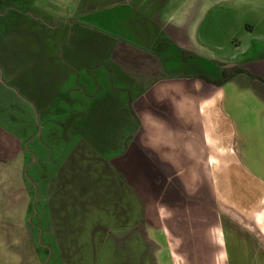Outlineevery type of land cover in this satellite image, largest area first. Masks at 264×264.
<instances>
[{"label":"crops","instance_id":"crops-1","mask_svg":"<svg viewBox=\"0 0 264 264\" xmlns=\"http://www.w3.org/2000/svg\"><path fill=\"white\" fill-rule=\"evenodd\" d=\"M5 12L0 264H264V0Z\"/></svg>","mask_w":264,"mask_h":264},{"label":"rangeland","instance_id":"rangeland-1","mask_svg":"<svg viewBox=\"0 0 264 264\" xmlns=\"http://www.w3.org/2000/svg\"><path fill=\"white\" fill-rule=\"evenodd\" d=\"M79 0H0V45L3 44L5 41L9 43L14 42H21V39H16L15 35H9L8 31H6L7 28H10L12 26V23H14V18L10 15V13H6V10H9L11 12L16 11H23L30 17H36L42 22V19L45 20L46 23L54 24L56 25L58 21L60 22V30L61 33L59 37L61 39L68 38L71 34L68 31V24H70L73 19L71 20V17L73 16V10L77 7ZM14 3L15 6H12ZM12 8H10V6ZM12 17V19H11ZM23 27V26H22ZM69 34V35H68ZM30 43V39L28 41V44ZM11 55H8L10 57ZM2 58V59H1ZM0 60L8 59L7 57H1ZM16 112V110H14ZM14 123H16L14 121ZM42 123V122H41ZM40 123V124H41ZM47 121L43 120V124L45 125ZM19 125V124H18ZM17 125H13L15 128ZM18 129H21V125L17 126ZM30 131V130H29ZM47 132V125H45L43 134H41V137L44 138V141L41 140L40 136H37L34 139H31L29 141L30 147L34 148L36 154L38 157L42 156L43 148H48V145H52L53 141L49 142L48 138L45 136ZM62 132H59V134ZM48 144V145H47ZM46 145V146H45ZM41 147H43L41 149ZM29 170L31 171V168L29 166ZM49 170V168H48ZM33 177V174L31 175ZM34 178H36L38 182V177L34 175ZM34 180V179H33ZM34 220H36V216H34ZM51 239L48 235V233L45 232L44 239ZM51 264H53V258L51 259Z\"/></svg>","mask_w":264,"mask_h":264},{"label":"trees","instance_id":"trees-1","mask_svg":"<svg viewBox=\"0 0 264 264\" xmlns=\"http://www.w3.org/2000/svg\"><path fill=\"white\" fill-rule=\"evenodd\" d=\"M240 70H242L241 67H237L236 70H234V71H233V70H229V71H227V70L223 69V71H222V77L219 78V79H215V80H213V81H215V82H217V83H222L223 81L229 79V78L232 77L237 71H240ZM202 75H203L205 78L208 77L206 74H202ZM207 79H210V78H207Z\"/></svg>","mask_w":264,"mask_h":264},{"label":"water","instance_id":"water-1","mask_svg":"<svg viewBox=\"0 0 264 264\" xmlns=\"http://www.w3.org/2000/svg\"><path fill=\"white\" fill-rule=\"evenodd\" d=\"M223 64H224V63H222V62L220 63V65H223Z\"/></svg>","mask_w":264,"mask_h":264}]
</instances>
